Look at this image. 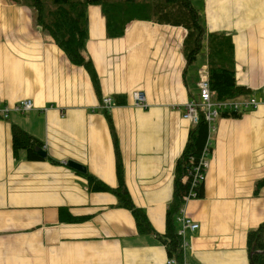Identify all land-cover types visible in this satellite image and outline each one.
Listing matches in <instances>:
<instances>
[{
    "label": "crops",
    "instance_id": "0c3cea01",
    "mask_svg": "<svg viewBox=\"0 0 264 264\" xmlns=\"http://www.w3.org/2000/svg\"><path fill=\"white\" fill-rule=\"evenodd\" d=\"M192 1L208 34L232 37L237 83L250 89L244 97L260 100L264 0ZM88 17L86 52L102 97H113L128 191L163 235L176 159L195 125L184 117L185 105L200 100L198 82L209 69L207 40L190 67L182 26L133 20L123 36L109 38L101 6L90 5ZM137 90L146 107L134 105ZM25 99L32 110L15 111ZM0 101L8 109L0 116V264H167L162 239L139 233L114 193L90 191L82 171L68 165L118 184L110 126L90 74L42 30L33 8L14 0H0ZM14 125L43 144L45 159H28L23 150L14 155ZM213 126L205 195L184 206L199 224L183 237L187 261L252 264L248 232L264 222V186L256 191L264 178V103L239 118L218 116Z\"/></svg>",
    "mask_w": 264,
    "mask_h": 264
},
{
    "label": "trees",
    "instance_id": "16d2710c",
    "mask_svg": "<svg viewBox=\"0 0 264 264\" xmlns=\"http://www.w3.org/2000/svg\"><path fill=\"white\" fill-rule=\"evenodd\" d=\"M18 4L28 5L35 12L36 23L52 36L56 44L65 52L69 60L87 69L94 89L102 99L101 85L94 63L87 55L89 39L90 5H100L106 19V33L109 38L121 37L133 20H148L160 24L182 26L187 30L183 43V53L187 65L198 59L204 42L207 40L211 88L215 91L214 100H232L251 94L246 86L239 85L233 66L234 44L232 37L223 33L207 32L199 10L192 0H14ZM124 102L119 97L116 103ZM110 126L116 155V175L118 184L110 187L88 171L82 172L88 181L90 191H109L118 198V206L129 209L136 221L139 233L153 234L162 239L168 257L175 258L177 264L187 261L186 246L179 234V216L187 198H201L205 195V183H194L196 168L205 155L206 148L212 147V130L207 120V110L200 109L199 119L190 130L182 154L176 159L174 169L173 198L166 212V231L159 234L153 227L147 213L134 203L125 177V166L119 138L114 128L110 108L102 110ZM0 116L3 117L2 114ZM220 117L239 118L241 113L232 110H219ZM13 151L18 156L23 150L31 160H43L37 148L43 144L33 135L14 125L12 127ZM51 159V158H50ZM53 160V159H51ZM56 162V160H53ZM264 186V178L257 182L256 191ZM247 247L252 264H264V222L248 232ZM189 263V262H188Z\"/></svg>",
    "mask_w": 264,
    "mask_h": 264
},
{
    "label": "built area",
    "instance_id": "2783aa9c",
    "mask_svg": "<svg viewBox=\"0 0 264 264\" xmlns=\"http://www.w3.org/2000/svg\"><path fill=\"white\" fill-rule=\"evenodd\" d=\"M199 96L200 100L195 99L189 100L185 105L184 117L188 118L191 122L195 123L199 119L200 109L207 110V118L213 119L216 116H219V110H232L238 113H246L250 110L257 108L261 103H264V86L262 87L263 97L258 100L255 97H243L239 99L232 100H214L215 91L211 88L210 82V72L206 67L201 72V78L198 82ZM134 105L137 107H146V95L142 90H137L134 92ZM2 101H0V114L6 115L8 109H2ZM113 105V97L111 95L103 96L101 99V108H111ZM33 106V102L30 99L22 100L19 104H16L13 109L16 111H25L30 109ZM208 162L203 159L198 168H196V174L194 177V183L205 180L206 169ZM194 197L187 198L192 199ZM179 221L181 223V229L179 234L184 237L185 230L191 228L195 230L198 227V224L193 222L191 219L187 218L184 213V207L181 210V215L179 216ZM167 264H177L175 258H170L167 261ZM185 264H189L185 262Z\"/></svg>",
    "mask_w": 264,
    "mask_h": 264
},
{
    "label": "water",
    "instance_id": "95a60500",
    "mask_svg": "<svg viewBox=\"0 0 264 264\" xmlns=\"http://www.w3.org/2000/svg\"><path fill=\"white\" fill-rule=\"evenodd\" d=\"M37 151L38 153L41 154V156H43V158H46L47 157V151L45 150L44 147L40 146L37 148ZM70 162V164H69ZM68 162V165L71 166V167H74V168H77L79 170H81L82 172H85L86 171V167L82 164H79V163H76L74 161H69Z\"/></svg>",
    "mask_w": 264,
    "mask_h": 264
},
{
    "label": "bare ground",
    "instance_id": "6f19581e",
    "mask_svg": "<svg viewBox=\"0 0 264 264\" xmlns=\"http://www.w3.org/2000/svg\"><path fill=\"white\" fill-rule=\"evenodd\" d=\"M32 108H33V106L30 108V109H28V110H25V111H18V112H22V113H24V112H27V111H30V110H32ZM16 111V110H15ZM218 116H216L215 118H213V119H208L207 118V120L209 121V124H210V128H211V130H213L214 129V126H213V123L215 122V120H216V118H217ZM195 123H197V122H195ZM208 152H210V150L208 149V148H206V150H205V154H207ZM206 157H205V160L208 162V164H209V161H208V155H205ZM70 164V163H69ZM208 167V166H207ZM187 217V216H186ZM188 218V217H187ZM190 219V218H189ZM178 220H179V218H178ZM192 220V219H191ZM193 221V220H192ZM194 222V221H193ZM195 223H197V222H195ZM198 224V223H197ZM198 227H199V224H198ZM197 227V228H198ZM181 229V228H180ZM180 229H179V231H180ZM188 229V228H187ZM186 229V230H187ZM191 229V228H190ZM185 230V231H186ZM185 234V233H184Z\"/></svg>",
    "mask_w": 264,
    "mask_h": 264
},
{
    "label": "rangeland",
    "instance_id": "374dc122",
    "mask_svg": "<svg viewBox=\"0 0 264 264\" xmlns=\"http://www.w3.org/2000/svg\"><path fill=\"white\" fill-rule=\"evenodd\" d=\"M198 57H199V56H198ZM200 57H201V56H200ZM197 60H198V59H197ZM193 64H194V63H193ZM193 64H192L190 67H193L196 63H195L194 65H193ZM193 71H194V69H191V71L188 73V80L190 79L191 74H192ZM39 154H40V153H39ZM40 155H41V154H40ZM210 157H211V155H210ZM185 205H186V204H185Z\"/></svg>",
    "mask_w": 264,
    "mask_h": 264
}]
</instances>
